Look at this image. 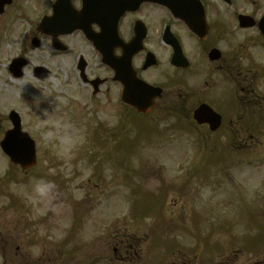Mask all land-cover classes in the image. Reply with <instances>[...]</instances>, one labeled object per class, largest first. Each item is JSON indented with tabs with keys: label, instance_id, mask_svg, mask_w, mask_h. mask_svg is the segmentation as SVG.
Returning a JSON list of instances; mask_svg holds the SVG:
<instances>
[{
	"label": "rangeland",
	"instance_id": "rangeland-1",
	"mask_svg": "<svg viewBox=\"0 0 264 264\" xmlns=\"http://www.w3.org/2000/svg\"><path fill=\"white\" fill-rule=\"evenodd\" d=\"M46 7V0H17L7 8L5 15H0V141L12 128L9 114L17 112L21 117L23 130L37 144L40 164L37 172L46 179L49 178L50 183L55 181L57 175L64 173L65 184L70 187L71 194L78 196L92 192L97 196L98 202L90 203L93 206L90 208L92 212L83 211L82 205L73 202V206L78 205L77 211L82 217L79 220L82 227L80 242L96 240L100 243L99 252H105L101 249L105 248L113 235L131 237L135 232L136 238L131 242L141 248L140 255L122 264L213 262L201 245L194 246L195 240L190 233H186L177 224H174L177 230H173L172 224L165 223L166 227L158 224L162 222V218L136 220L132 217L139 213L162 217L161 213L149 209L140 211L142 206H153L150 203L151 197L137 199L132 205L133 187L108 189L106 185L110 181L137 184L136 182L146 181L148 178H151L149 185H158L149 189L150 191L158 190L162 185H173L174 190L168 192L165 199L170 217L167 220L181 222L179 225H184L181 227L191 223V228L193 216L197 217L198 227L204 226L206 218L209 224L217 225L221 222L225 229L234 228L236 231L230 235L226 233L229 237L214 234L213 239L216 242L223 240L227 247H231L232 238H235L232 236L246 232V228L243 229L242 226L252 227L257 215L264 213V150L236 156L203 153L196 139L188 133L187 122L160 117L158 112L147 119L158 130L155 131L152 125L147 126L146 121L136 117L134 120L140 124L145 123V128L140 134L131 137L135 134L131 113L116 100L113 106H107L105 92L99 97L91 96L89 88L83 86L77 78L74 69L78 59L76 52L68 56L59 55L53 52L47 38L38 33L41 9ZM36 37L40 39L38 48L32 45ZM72 40L77 41L75 38ZM19 57H25L29 65L21 78H15L9 71V66ZM85 59L94 74L106 75V67L101 64L100 57L90 54ZM40 66L51 71L49 80L42 81L35 77L34 69ZM178 123L181 125L175 129L174 125ZM96 124L104 125L114 135L103 133L99 127H95ZM122 130L125 132L119 133ZM260 140L264 142V137ZM152 142L154 144L150 146L149 143ZM112 150H117V155H111ZM104 152L107 154L102 158V163L106 167L98 171V177L95 175L96 166L91 165L85 157L99 156L96 153L103 156ZM117 158L118 169L121 171H111L112 168L110 170L109 167L116 163ZM10 165L0 148V226L10 224L12 193L17 191L27 200L31 194L39 191L32 182L28 184L30 189L25 183H18L17 187L6 183L4 177ZM123 173L140 181L129 179L127 183ZM88 179H100L105 185L104 189L101 187L99 191H91L92 188L87 186ZM82 196L72 198V201ZM55 205L58 209L65 208V226L68 230L75 220L70 201L56 200ZM40 209L37 208L33 213L36 225L46 210ZM50 209H53L52 204ZM60 224L57 222L55 225ZM158 232H161L159 237L174 238L161 239V247L174 248L180 244L175 254L174 250L169 253V250L160 247L161 249H156L157 255H153V245L158 237L155 234ZM205 234L204 230L196 235L203 238ZM194 248L195 253L192 252ZM230 254L232 252H228ZM99 264L109 263L100 261Z\"/></svg>",
	"mask_w": 264,
	"mask_h": 264
},
{
	"label": "flooded vegetation",
	"instance_id": "flooded-vegetation-1",
	"mask_svg": "<svg viewBox=\"0 0 264 264\" xmlns=\"http://www.w3.org/2000/svg\"><path fill=\"white\" fill-rule=\"evenodd\" d=\"M57 1L47 0L46 16ZM59 8L68 9L79 28L61 38L62 53L76 52L77 77L93 97L105 92L106 105L113 106L121 96L113 67L100 76L79 61L107 51L124 71L120 79L162 90L147 117L181 111L212 153L264 150V0H61ZM202 106L220 116L215 131L195 122ZM58 192L65 199L61 184ZM32 200L30 221L44 208L42 224L20 226L17 209L11 225L0 226V264H122L138 255L129 235H113L105 252L98 241L68 240L65 217L51 225L50 205ZM214 264H264V240L258 250L219 256Z\"/></svg>",
	"mask_w": 264,
	"mask_h": 264
},
{
	"label": "water",
	"instance_id": "water-1",
	"mask_svg": "<svg viewBox=\"0 0 264 264\" xmlns=\"http://www.w3.org/2000/svg\"><path fill=\"white\" fill-rule=\"evenodd\" d=\"M2 4L3 3L0 0V5ZM41 28H46L45 22L41 25ZM25 64L26 63L23 61L14 62L11 70L14 72V69H17L16 76H20L18 71ZM136 91L139 92V94L135 97V99L129 101V103L137 108L139 112H145L146 108L150 105V103L148 104L149 100L142 101V99H146V93L140 89H136ZM11 118L15 121L14 124L16 129L13 132L7 134L5 141L1 144V146L14 163L23 166L25 169H28L32 167L35 162L34 143L28 138L27 135H24L20 132V121L18 120V116L16 114H12Z\"/></svg>",
	"mask_w": 264,
	"mask_h": 264
},
{
	"label": "bare ground",
	"instance_id": "bare-ground-1",
	"mask_svg": "<svg viewBox=\"0 0 264 264\" xmlns=\"http://www.w3.org/2000/svg\"><path fill=\"white\" fill-rule=\"evenodd\" d=\"M1 91V90H0ZM8 91H9V89H8ZM4 99H6V97H4Z\"/></svg>",
	"mask_w": 264,
	"mask_h": 264
}]
</instances>
